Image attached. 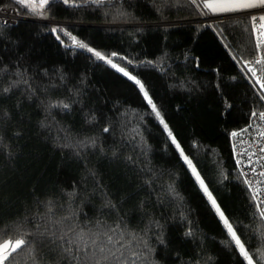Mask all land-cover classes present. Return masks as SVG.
Segmentation results:
<instances>
[{
	"label": "trees",
	"instance_id": "trees-1",
	"mask_svg": "<svg viewBox=\"0 0 264 264\" xmlns=\"http://www.w3.org/2000/svg\"><path fill=\"white\" fill-rule=\"evenodd\" d=\"M210 1L50 0L36 18L0 0L26 18L0 22V243L23 222L36 264H75L64 229L99 223L124 264H247L136 84L75 37L141 81L264 264V220L231 139L264 112V44L257 19L203 23L247 11L214 14ZM6 264L32 261L21 250Z\"/></svg>",
	"mask_w": 264,
	"mask_h": 264
},
{
	"label": "snow or ice",
	"instance_id": "snow-or-ice-1",
	"mask_svg": "<svg viewBox=\"0 0 264 264\" xmlns=\"http://www.w3.org/2000/svg\"><path fill=\"white\" fill-rule=\"evenodd\" d=\"M50 0H40L39 8L43 9L46 5H48ZM93 2L97 4H101L104 0H93ZM17 3L22 6L28 7L30 11H36L35 0H17ZM64 3H69V0H64ZM260 5H264V0H259ZM256 4L253 2H244V0H220V3L207 4L206 7L211 9L213 13L216 12H225V11H233V10H244L255 7ZM264 19V17H262ZM52 31L57 32L56 28H53ZM261 37H264V32L260 33ZM59 38V37H58ZM226 39V38H225ZM73 45L86 49L89 53H92L95 57L100 60H104L106 63L110 64L117 71L122 72L128 79L134 80L137 85L140 87V91L144 93V99L151 106L152 112L155 113L159 123L163 125L165 132L168 137L171 139L173 145H175L176 149L179 151L180 156L183 158L185 164L191 169L195 179L199 182L200 187L203 189L205 194L208 196L209 201H211L212 207L219 214L220 220L223 221L224 226L226 228V232L228 234L229 240L226 243L235 246V250H238L241 257L247 264H253V254L249 252L246 248V242L242 241L240 235H238L237 231L234 229L233 224L230 222L228 218L225 217L224 213L221 211L220 207L217 205L216 200L212 197L209 192L207 186L203 179H201L197 169L193 166L192 161L189 159L187 155H185L181 145L177 142L175 136L172 131L168 128L167 123L161 117L160 111L157 109L156 105L153 103L152 99L149 97L147 91H145L143 84L140 80L136 79L134 76L129 75L127 71L122 67H118L117 64L113 63L112 59L106 58L105 55L101 54L99 51H95L91 47H88L85 43L78 41L75 37H72ZM261 44H264V40L259 41L257 43V48L261 47ZM112 56H117V53H112ZM256 63H260L259 60ZM255 74V73H254ZM260 81L257 80V83ZM264 88V85H261ZM5 92L9 91L8 88L4 89ZM261 99H264V93H261ZM53 107L57 105H52ZM63 107L67 108L68 105L64 104ZM253 117L256 116V113H252ZM260 117L264 119V112L260 113ZM109 129L105 128V132ZM246 131V130H245ZM233 137L240 135V133L233 132ZM262 137H264V133H260ZM94 143V141H93ZM264 151V148L260 149ZM254 171V170H253ZM261 176H264V173H260ZM248 183V181H245ZM174 192V189H170ZM255 200L256 197L254 196ZM51 203V202H50ZM264 204V201H262ZM257 209L260 214V219L264 220V208H261L260 205H257ZM48 212L52 213V208L49 206ZM64 220H70V217H64ZM23 222H18L14 226V232L19 234L20 238L15 240H3L0 243V264H6L9 261L10 257H13V254L19 253L21 250L26 251L27 257L31 259L32 264H36V257L34 255L35 249L31 246L32 242L26 239L28 233L23 229ZM109 232H114V229H105L102 230V225L97 224V230L92 231L91 228L79 227L77 226H69L64 229V236H61V241L64 242L66 246H64L63 250L65 253L69 254L75 264H124V261L121 259V256L117 255V252L120 251V248H123L124 245L120 244L118 248L117 245L120 243L117 240H114L113 235H110ZM4 232L3 229H0V239H2ZM46 234V233H45ZM55 235V233H53ZM67 237V240H65ZM260 239L264 240V233H261ZM115 249V250H114ZM256 264H260V261L257 260Z\"/></svg>",
	"mask_w": 264,
	"mask_h": 264
},
{
	"label": "built area",
	"instance_id": "built-area-1",
	"mask_svg": "<svg viewBox=\"0 0 264 264\" xmlns=\"http://www.w3.org/2000/svg\"><path fill=\"white\" fill-rule=\"evenodd\" d=\"M16 15L13 11L11 18L4 20L2 17V24H16L19 21ZM239 17H248L252 20L261 19L264 22V19H262L264 17V5H260L259 0H257L256 6L244 13L222 18L205 19L203 23L211 24L222 19ZM257 60L259 59L255 58L253 62ZM232 133L234 159L244 174L246 181H248V188L253 194V197H256L255 201L261 208H264V204H262V201H264V176L260 175V173H264V151L260 150L264 148V137L260 135V133H264V119L258 116L249 128L236 132L240 133L236 137H233Z\"/></svg>",
	"mask_w": 264,
	"mask_h": 264
},
{
	"label": "rangeland",
	"instance_id": "rangeland-1",
	"mask_svg": "<svg viewBox=\"0 0 264 264\" xmlns=\"http://www.w3.org/2000/svg\"><path fill=\"white\" fill-rule=\"evenodd\" d=\"M17 1V0H16ZM244 2H248L247 0H244ZM39 3H40V0H35V4H36V11L35 12H32V11H30L29 10V8L28 7H26L31 13H33L34 14V16L33 17H36V18H41L42 16H41V11H42V9L41 8H39ZM218 3H220V0H213V1H210V2H208L207 4H214V5H216V4H218ZM22 6V5H21ZM209 11H212L211 9H209V8H207ZM6 10H13L16 14H17V12L14 10V9H11V8H7V9H3L1 12H0V22L2 23V15L4 14V12L6 11ZM235 11H240V10H233V11H225V12H221V13H231V12H235ZM12 12V11H11ZM220 13V12H219ZM9 14H13V12L12 13H9ZM18 18H19V21L20 20H24V19H26V18H22V17H20L18 14L16 15ZM31 20H33V21H36V22H39V23H48V24H56V26L58 25V24H61V23H51V22H46V20H41V19H37V20H34V19H31ZM11 25H15V24H11ZM64 25V24H63ZM262 32V31H261ZM259 39L262 41V40H264V37H259ZM71 42H72V38H71ZM72 44H73V42H72ZM75 46V45H74ZM77 47V46H76ZM83 50H85V51H87L86 49H83ZM88 52V51H87ZM92 54V53H91ZM97 58V57H96ZM104 61V60H103ZM108 64V63H107ZM108 65H110V64H108ZM111 66V65H110ZM112 67V66H111ZM120 72V71H119ZM122 75H124L122 72H120ZM125 76V75H124ZM126 77V76H125ZM128 78V77H127ZM130 80V79H129ZM133 83H135V81L134 80H131ZM136 84V83H135ZM136 86L138 87V89L140 90V87H139V85H137L136 84ZM141 92V91H140ZM142 93V95L144 96V93L143 92H141ZM151 107V106H150ZM152 110V109H151ZM154 115H155V113H154ZM155 117H156V115H155ZM156 119H157V117H156ZM158 120V119H157ZM158 122H159V120H158ZM163 126V125H162ZM179 152V151H178ZM184 161V160H183ZM185 163V162H184ZM187 166V165H186ZM187 168L189 169V171H190V173L192 174V176H193V178L195 179V176L193 175V173H192V171H191V169L187 166ZM195 181H196V183H197V185H198V187L201 189V191L203 192V194L206 196V198H207V200H208V202L210 203V205H211V207H212V204H211V201H209V199H208V196L205 194V192L203 191V189L200 187V184H199V182L195 179ZM212 209H213V211L215 212V214L217 215V217H218V219H219V221L221 222V224H222V226L224 227V229L226 230V228H225V226H224V223H223V221H221L220 220V217H219V214L216 212V210L212 207ZM246 262V261H245ZM247 263V262H246Z\"/></svg>",
	"mask_w": 264,
	"mask_h": 264
},
{
	"label": "crops",
	"instance_id": "crops-1",
	"mask_svg": "<svg viewBox=\"0 0 264 264\" xmlns=\"http://www.w3.org/2000/svg\"><path fill=\"white\" fill-rule=\"evenodd\" d=\"M248 2H253L255 4H257V0H247ZM207 5V4H206ZM207 8V7H206ZM252 9V8H250ZM250 9H244V10H240V11H235V12H241V11H246V10H250ZM211 13H213L212 11H210ZM214 14H225V13H219V12H216ZM256 32L258 33V36L260 37V33L261 31L264 32V22L263 20L261 19H257V22H256Z\"/></svg>",
	"mask_w": 264,
	"mask_h": 264
},
{
	"label": "bare ground",
	"instance_id": "bare-ground-1",
	"mask_svg": "<svg viewBox=\"0 0 264 264\" xmlns=\"http://www.w3.org/2000/svg\"><path fill=\"white\" fill-rule=\"evenodd\" d=\"M11 11L12 10H10V11L9 10H6L1 17H3L4 20L11 18L13 16V14H9V13H12L13 12V11L12 12ZM231 139H232V144L234 146L233 138L231 137Z\"/></svg>",
	"mask_w": 264,
	"mask_h": 264
},
{
	"label": "water",
	"instance_id": "water-1",
	"mask_svg": "<svg viewBox=\"0 0 264 264\" xmlns=\"http://www.w3.org/2000/svg\"><path fill=\"white\" fill-rule=\"evenodd\" d=\"M34 22H36V21H34Z\"/></svg>",
	"mask_w": 264,
	"mask_h": 264
}]
</instances>
